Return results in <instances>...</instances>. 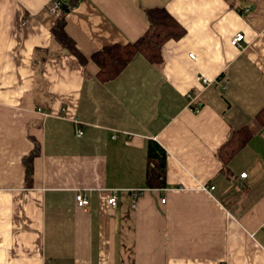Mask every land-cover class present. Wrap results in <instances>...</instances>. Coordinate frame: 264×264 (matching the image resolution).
<instances>
[{
	"label": "crops",
	"instance_id": "0c3cea01",
	"mask_svg": "<svg viewBox=\"0 0 264 264\" xmlns=\"http://www.w3.org/2000/svg\"><path fill=\"white\" fill-rule=\"evenodd\" d=\"M49 2L0 0V264H264V0H77L64 29L81 58ZM151 9L182 36L104 81L94 55L142 38ZM152 141L162 188L147 185Z\"/></svg>",
	"mask_w": 264,
	"mask_h": 264
},
{
	"label": "trees",
	"instance_id": "16d2710c",
	"mask_svg": "<svg viewBox=\"0 0 264 264\" xmlns=\"http://www.w3.org/2000/svg\"><path fill=\"white\" fill-rule=\"evenodd\" d=\"M77 0H70L62 5L60 14L57 16L53 28L54 37L62 47L71 54L80 57V53L73 40L64 29L65 17ZM150 25L147 32L136 42L125 45H114L106 47L96 53L94 59L100 65V75L104 81L116 78L131 62L137 53L145 55L155 64L163 61L162 49L170 39H178L184 30L180 23L165 9H151L148 11ZM264 116V111H262ZM252 136L249 127L231 132L228 139L218 151V156L226 164L232 157L243 148ZM35 152L25 160L27 176L31 177L33 172V158ZM148 169L147 185L149 188H162L166 185V150L157 142L152 141L148 146Z\"/></svg>",
	"mask_w": 264,
	"mask_h": 264
},
{
	"label": "built area",
	"instance_id": "2783aa9c",
	"mask_svg": "<svg viewBox=\"0 0 264 264\" xmlns=\"http://www.w3.org/2000/svg\"><path fill=\"white\" fill-rule=\"evenodd\" d=\"M67 0H50L48 3V9L53 15H59L62 9V5L66 2ZM245 39V35L243 33H237L232 39H231V44L237 47H242L243 46V41ZM192 58H195L194 54H191ZM204 82H207L206 79H204ZM79 134H82V131H79ZM242 177H246L247 173H242ZM215 187L212 186L211 189H214ZM204 190L207 189V187H203ZM133 196V202L136 203L137 197L139 196V191H132L131 192ZM162 202H166V198L162 199ZM76 203L80 207H86L90 204V200L87 197L86 193L84 192H78L76 195ZM109 203L113 206H116L118 204V198L117 194L114 193L110 199Z\"/></svg>",
	"mask_w": 264,
	"mask_h": 264
}]
</instances>
